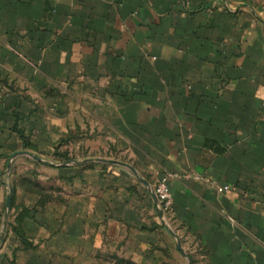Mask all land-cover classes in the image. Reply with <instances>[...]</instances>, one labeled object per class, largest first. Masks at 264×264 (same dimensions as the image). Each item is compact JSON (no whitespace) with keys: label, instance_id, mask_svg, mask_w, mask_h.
<instances>
[{"label":"crops","instance_id":"obj_1","mask_svg":"<svg viewBox=\"0 0 264 264\" xmlns=\"http://www.w3.org/2000/svg\"><path fill=\"white\" fill-rule=\"evenodd\" d=\"M10 190L0 264H264V0H0Z\"/></svg>","mask_w":264,"mask_h":264},{"label":"built area","instance_id":"obj_2","mask_svg":"<svg viewBox=\"0 0 264 264\" xmlns=\"http://www.w3.org/2000/svg\"><path fill=\"white\" fill-rule=\"evenodd\" d=\"M228 189L229 187H224V190ZM153 191L157 199V206L161 217L166 221L173 216V197L167 180L163 179L158 181L154 185Z\"/></svg>","mask_w":264,"mask_h":264},{"label":"water","instance_id":"obj_3","mask_svg":"<svg viewBox=\"0 0 264 264\" xmlns=\"http://www.w3.org/2000/svg\"><path fill=\"white\" fill-rule=\"evenodd\" d=\"M18 155H26V154L25 153H21V154H18ZM18 155H14L12 157V160ZM12 160H11V163H12ZM107 162L108 163H115V162H112V161H107ZM132 171H134V170L132 169ZM134 173H136V172L134 171ZM139 179L142 181V183H144L145 185L150 187L143 179H141L140 177H139ZM150 191H151L153 199L157 202V199H156V196L154 194V191L151 188H150ZM11 206H12V191L10 190L9 195L7 197V203H6L5 215H4L3 234L0 236V244H1L2 240H3V235H4V232L6 231V228H7V225H8V220H9V216H10V212H11ZM189 264H191L190 261H189Z\"/></svg>","mask_w":264,"mask_h":264},{"label":"rangeland","instance_id":"obj_4","mask_svg":"<svg viewBox=\"0 0 264 264\" xmlns=\"http://www.w3.org/2000/svg\"><path fill=\"white\" fill-rule=\"evenodd\" d=\"M42 174V173H41ZM47 178H48V180H46V182H43L44 183V187L47 189V191H53V192H55V193H57L56 192V189H58L59 188V183H56V182H54L53 180H51L50 179V177H48L47 176ZM50 179V180H49ZM49 189V190H48ZM101 262V264H113L114 263V261L113 260H111V259H106V261H100ZM100 264V263H99Z\"/></svg>","mask_w":264,"mask_h":264},{"label":"trees","instance_id":"obj_5","mask_svg":"<svg viewBox=\"0 0 264 264\" xmlns=\"http://www.w3.org/2000/svg\"><path fill=\"white\" fill-rule=\"evenodd\" d=\"M14 230H16V231H17V229H15V228H14ZM2 264H6V263H2Z\"/></svg>","mask_w":264,"mask_h":264}]
</instances>
